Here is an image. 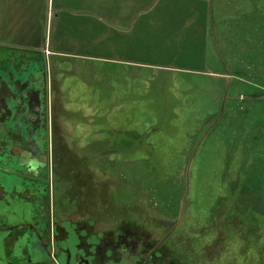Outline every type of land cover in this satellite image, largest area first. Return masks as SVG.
Wrapping results in <instances>:
<instances>
[{
    "label": "rangeland",
    "instance_id": "obj_1",
    "mask_svg": "<svg viewBox=\"0 0 264 264\" xmlns=\"http://www.w3.org/2000/svg\"><path fill=\"white\" fill-rule=\"evenodd\" d=\"M60 3L63 36L51 9L35 49L50 71L58 224L87 223L90 243L125 228L161 264H264L263 193L238 197L264 101L244 79H256L244 36L264 35V0ZM126 4L135 15L114 21ZM23 42L0 34V54Z\"/></svg>",
    "mask_w": 264,
    "mask_h": 264
},
{
    "label": "flooded vegetation",
    "instance_id": "obj_2",
    "mask_svg": "<svg viewBox=\"0 0 264 264\" xmlns=\"http://www.w3.org/2000/svg\"><path fill=\"white\" fill-rule=\"evenodd\" d=\"M8 53L0 54V264H161L145 238L92 234L90 243L87 223L58 224L48 58Z\"/></svg>",
    "mask_w": 264,
    "mask_h": 264
},
{
    "label": "crops",
    "instance_id": "obj_3",
    "mask_svg": "<svg viewBox=\"0 0 264 264\" xmlns=\"http://www.w3.org/2000/svg\"><path fill=\"white\" fill-rule=\"evenodd\" d=\"M55 1L54 0L53 1L52 0H0V34L5 33V35L13 36V39H15V41H17L18 38H23L24 42L21 45H16L20 47L16 49H21V48L39 49L40 48L39 40L42 36V33L49 31L51 9H53V12L57 10L56 11L57 19L55 20L56 30L60 31L61 36H63L62 31L67 23L68 17L64 16V14H59L58 11L63 10L67 12L68 10H66V6H64V4L62 3H60V5L57 4L58 7L56 9ZM116 1L122 2L125 0H116ZM135 6L136 5L132 7V5L126 4V6H124L125 14L120 12H116V13L114 12L113 14L114 21L116 22L120 21L121 17L119 16L123 17V21L128 20L130 16L131 17L134 16ZM47 8H48V21L46 23V26L42 27L40 19ZM53 23L54 20L51 22V24L53 25ZM55 39L56 42L52 36V42L54 41V45L58 46L57 45L59 44L58 37L56 36ZM46 47L47 45H45V48ZM11 49H14V47ZM49 52H50V56L53 55L54 53L50 50ZM42 54L44 55L43 52Z\"/></svg>",
    "mask_w": 264,
    "mask_h": 264
},
{
    "label": "trees",
    "instance_id": "obj_4",
    "mask_svg": "<svg viewBox=\"0 0 264 264\" xmlns=\"http://www.w3.org/2000/svg\"><path fill=\"white\" fill-rule=\"evenodd\" d=\"M245 24H246V22L244 23V25ZM249 34H250V36H248L246 38V36L248 35V32H247L244 36V39L248 40L247 43L250 44L253 48V55L249 58V60L251 63V67L254 68V70H252V73L250 75H248V77H250V76L254 77L255 76L256 79L254 81H252V78H251V80L246 79V78H244V79L247 82L252 83L253 86L258 88L260 91H262V95H264V74H258L257 75V73L261 72V71H258L257 68H262V70H264V35H262V38H259L258 34L255 32H253V33L249 32ZM223 62L225 63V60H223ZM240 69H241V74H242L243 68L240 67ZM238 72H237V75H238ZM255 97H258V95H253L252 97H250V100L248 103V105L250 107H249V110L248 109L246 110L244 108L245 112H248V113L251 112V109H252L251 104H252V101H254L253 98H255ZM257 104H258L256 107L258 109V110H256L257 111V117L259 116L258 118L260 119V121L257 120V123L253 124V125H252L251 121L249 123L248 122L246 123L247 127L251 130V136L249 137L248 141L251 142L252 140H254V142H255L253 149H249V150L252 151V153H255L257 155L253 156L254 157L253 160H249L250 158L247 157V159L245 161H243V163H242L243 165H242L241 170L242 169L243 170H242L241 176L244 177L245 180L243 183L247 187L243 186V184H241L242 185V189H241L242 191H240V195H238L240 200L242 199L243 195L246 193V190L248 187H251L253 189V190L249 189L252 192V194L256 193L259 195L262 192L263 193L262 199H264V159L262 156V154H264V111H263V113L261 112V109L264 110V101L258 102ZM221 108H222V104H221ZM221 112H222V110L220 111V114H221ZM222 117L224 118V115ZM253 130H255V132L257 133L256 136H253V134L255 133L254 132L252 134ZM233 165H234V159H229L227 161V168H229L231 170L233 168ZM249 208L252 212L249 211L248 213L251 212L250 213L251 215L257 214L258 211H255L253 209L254 203H253V208L252 207H249ZM258 213H259L258 217H260L264 220V213H262V212H258ZM115 233H116L115 235H117V236L118 235H120V236L132 235V234H129L125 228L120 229L118 231H115ZM159 252H161V251H159ZM157 259H158L157 261L159 263L164 262L163 255L162 256L158 255Z\"/></svg>",
    "mask_w": 264,
    "mask_h": 264
},
{
    "label": "water",
    "instance_id": "obj_5",
    "mask_svg": "<svg viewBox=\"0 0 264 264\" xmlns=\"http://www.w3.org/2000/svg\"><path fill=\"white\" fill-rule=\"evenodd\" d=\"M50 253V252H49ZM49 259V257H46V259L45 260H48Z\"/></svg>",
    "mask_w": 264,
    "mask_h": 264
}]
</instances>
